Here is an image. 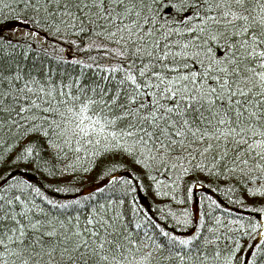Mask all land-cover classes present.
I'll return each mask as SVG.
<instances>
[{"label": "snow or ice", "instance_id": "1", "mask_svg": "<svg viewBox=\"0 0 264 264\" xmlns=\"http://www.w3.org/2000/svg\"><path fill=\"white\" fill-rule=\"evenodd\" d=\"M0 264H264V0H0Z\"/></svg>", "mask_w": 264, "mask_h": 264}, {"label": "trees", "instance_id": "2", "mask_svg": "<svg viewBox=\"0 0 264 264\" xmlns=\"http://www.w3.org/2000/svg\"><path fill=\"white\" fill-rule=\"evenodd\" d=\"M16 25L15 22H9L4 26V34H8L7 30L13 28ZM48 42H51V38H48ZM23 174L25 175L26 178H28L30 180V182H34L39 184H47L49 181L52 180L51 177H48L47 179H45V177H43L39 172H35L32 171L31 169L28 170H22ZM97 181V177L95 175H90L88 177L85 178L84 180V184L81 185V187L84 186H92L95 182ZM55 195V194H53ZM140 197H141V202L145 203L146 206L147 205H151L153 203L152 198L150 196L146 197V194L141 192L140 193ZM249 203H251V201H249ZM229 207H233L232 205H228Z\"/></svg>", "mask_w": 264, "mask_h": 264}, {"label": "rangeland", "instance_id": "3", "mask_svg": "<svg viewBox=\"0 0 264 264\" xmlns=\"http://www.w3.org/2000/svg\"><path fill=\"white\" fill-rule=\"evenodd\" d=\"M14 28L18 29V31L16 32V38L23 37L27 34V30L25 27H21V26L16 24L13 28H11L9 30H12ZM9 30H7L8 33H9ZM29 39H32V37L29 36ZM35 40L42 45L46 43L44 37H42V36L35 37Z\"/></svg>", "mask_w": 264, "mask_h": 264}]
</instances>
